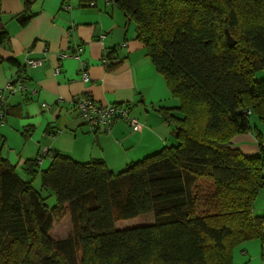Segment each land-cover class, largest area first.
Here are the masks:
<instances>
[{
  "label": "trees",
  "instance_id": "trees-1",
  "mask_svg": "<svg viewBox=\"0 0 264 264\" xmlns=\"http://www.w3.org/2000/svg\"><path fill=\"white\" fill-rule=\"evenodd\" d=\"M110 1L179 102L157 109L177 142L117 173L101 158L59 152L38 172V155L24 163L29 179L0 150V264H234V247L252 239L264 260V218L253 212L264 186V135L252 132L253 154L233 145L251 131V113L264 122V0ZM30 2L23 0L21 25ZM7 40L0 7V44ZM116 51L105 49L106 70L121 62ZM63 209L72 228L57 239L50 231ZM146 213L152 222L115 226Z\"/></svg>",
  "mask_w": 264,
  "mask_h": 264
},
{
  "label": "crops",
  "instance_id": "crops-1",
  "mask_svg": "<svg viewBox=\"0 0 264 264\" xmlns=\"http://www.w3.org/2000/svg\"><path fill=\"white\" fill-rule=\"evenodd\" d=\"M0 7L2 26L8 33V40L0 44L4 59L0 64V93L6 99L0 121V150L24 178H30L25 161L38 155V172L49 165L53 153L59 152L81 162L101 158L117 173L129 163L177 142L173 126L163 121L157 109L176 108L179 102L143 44L135 39L134 24L127 22L113 1L31 0L26 11L30 18L24 25L17 18L25 10L23 0H1ZM108 47L117 48V60L121 61L114 70H106L102 64ZM77 48L76 58L73 53ZM28 59H41L42 64L29 66ZM83 69L89 76L86 82L81 79ZM17 80L23 81L27 90H3ZM84 94L103 105H125L141 124L140 129L133 130L119 118L109 131L91 129L72 102L73 97ZM41 102L49 107L42 108ZM173 114L182 116L176 110ZM233 145L244 154L258 150L252 133L235 136ZM261 249L259 239L244 241L233 249V263L264 264Z\"/></svg>",
  "mask_w": 264,
  "mask_h": 264
},
{
  "label": "built area",
  "instance_id": "built-area-1",
  "mask_svg": "<svg viewBox=\"0 0 264 264\" xmlns=\"http://www.w3.org/2000/svg\"><path fill=\"white\" fill-rule=\"evenodd\" d=\"M80 48L75 49L73 56L78 57ZM26 64L29 66H37L42 64L41 59H28ZM81 79L86 82L89 80V76L87 72L83 69L81 71ZM9 93H14L15 91H23L27 90V86L23 81L17 80L15 84L9 85L7 84L4 89ZM32 93L36 92V89H31ZM73 104L77 110V113L83 117L91 129H101L103 131H109L111 129L112 123L115 119H123L125 120L133 130H138L141 127L139 121L130 116L128 108L122 104H106L103 105L96 101L92 96L84 94L81 96H75L72 99ZM5 105L6 99L3 92L0 93V121L5 114ZM42 108H48L49 105L45 102H41ZM249 113V110H247Z\"/></svg>",
  "mask_w": 264,
  "mask_h": 264
},
{
  "label": "rangeland",
  "instance_id": "rangeland-1",
  "mask_svg": "<svg viewBox=\"0 0 264 264\" xmlns=\"http://www.w3.org/2000/svg\"><path fill=\"white\" fill-rule=\"evenodd\" d=\"M230 36L232 37L233 40H235L231 34ZM249 119H250L251 131L247 133L258 131L264 135V122H262L259 119V117L254 113H251ZM35 182L36 181L34 180V186L36 188H39V178H38V181L36 183ZM42 194L45 197L44 202L46 205L51 206L52 204H54L55 199H54L52 192H50L49 190H44L42 191ZM253 212L255 215H260V216H263L264 218V186L258 190L257 194L254 197ZM150 222H152V215L146 213V214H142L140 216L134 217V218L117 221L115 223V226L116 228H125V227L138 226V225L146 224ZM71 228H72V225L70 222L69 212L67 209H63L62 211H59L58 213L54 215L53 225H52L50 234L52 235V237L57 238V239L65 238L70 233ZM237 246H235L234 249Z\"/></svg>",
  "mask_w": 264,
  "mask_h": 264
},
{
  "label": "water",
  "instance_id": "water-1",
  "mask_svg": "<svg viewBox=\"0 0 264 264\" xmlns=\"http://www.w3.org/2000/svg\"><path fill=\"white\" fill-rule=\"evenodd\" d=\"M225 36H226V42L228 43V45L232 46L235 43V40L232 39L227 29H225Z\"/></svg>",
  "mask_w": 264,
  "mask_h": 264
}]
</instances>
